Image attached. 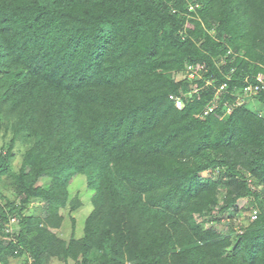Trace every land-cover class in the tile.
<instances>
[{
  "label": "trees",
  "instance_id": "1",
  "mask_svg": "<svg viewBox=\"0 0 264 264\" xmlns=\"http://www.w3.org/2000/svg\"><path fill=\"white\" fill-rule=\"evenodd\" d=\"M263 73L264 0H0V264H264Z\"/></svg>",
  "mask_w": 264,
  "mask_h": 264
},
{
  "label": "rangeland",
  "instance_id": "2",
  "mask_svg": "<svg viewBox=\"0 0 264 264\" xmlns=\"http://www.w3.org/2000/svg\"><path fill=\"white\" fill-rule=\"evenodd\" d=\"M247 106L249 109H251L253 112H256L260 115L264 116V103L260 102L257 99H249L247 102ZM25 148L22 144L19 143V147L17 148V155L16 158L13 160V167L14 170H18L21 166L22 161V154L24 152ZM212 172H206L203 176H211ZM70 194L72 195V198L76 194H80V197L83 201V206L81 209H79L76 212L71 213L69 209L63 210L62 213L64 215V223L61 229L56 230V233L59 235V237L69 240L73 233V223L71 220V217L73 216L76 219V235L77 237H82L84 234V227H85V221L88 215L91 213L93 209V203L92 198L94 192L92 190H89L86 186V178L85 176L79 175L76 176L71 185H70ZM7 192V190H6ZM9 193V192H7ZM10 194V193H9ZM12 196V193H11ZM51 204L50 201H40V202H33L31 204V211L33 213H39L42 208H47ZM250 200L249 199H243L238 203V207L236 211H233L231 214V217L225 218L222 221V224H215L214 227L218 228L220 231H225L228 229V226L231 223L234 224H246L247 223V217L249 213L244 211V208L249 207ZM252 208V207H251ZM250 208V211L252 210ZM204 219V218H203ZM14 223V221L12 222ZM209 227V225H207ZM17 263L16 261H13V264ZM55 264H59V262H56Z\"/></svg>",
  "mask_w": 264,
  "mask_h": 264
},
{
  "label": "built area",
  "instance_id": "3",
  "mask_svg": "<svg viewBox=\"0 0 264 264\" xmlns=\"http://www.w3.org/2000/svg\"><path fill=\"white\" fill-rule=\"evenodd\" d=\"M189 70L191 71V68H189ZM196 75V72L193 73V71H191L189 73L190 78H194ZM257 80L259 82L258 85H250L248 87L245 88V97L244 100H246V98H252L254 96H257L259 93L264 92V73L260 74L257 77ZM225 86H222L220 90H224ZM244 100L240 99L241 104L244 103ZM238 105H240V103L237 104H233V105H228L226 110H223L222 112H220L219 114V118L223 119L226 115L231 114L232 111L234 110V108H236ZM179 107H181V103H179ZM217 108V103L215 102L212 106H210L208 108V110L205 112V115H208V113H212L214 110H216ZM256 213V212H255ZM256 218V216H255ZM15 221V220H12Z\"/></svg>",
  "mask_w": 264,
  "mask_h": 264
}]
</instances>
